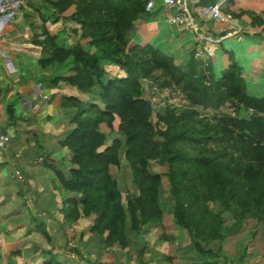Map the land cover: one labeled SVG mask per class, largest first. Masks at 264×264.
Listing matches in <instances>:
<instances>
[{
    "label": "trees",
    "instance_id": "obj_1",
    "mask_svg": "<svg viewBox=\"0 0 264 264\" xmlns=\"http://www.w3.org/2000/svg\"><path fill=\"white\" fill-rule=\"evenodd\" d=\"M216 1L203 0L197 6ZM148 2L41 0L35 5L29 1L43 22L41 32L30 42L42 50L37 58L39 71L27 67L24 79L50 88L63 82L95 96L64 98L76 107L70 121L74 127L61 141L75 165L69 175L50 163V154L43 156L44 163L54 169L61 186L74 193L64 198L65 219L72 223L95 215L89 230L102 235L107 248L138 246L144 228L159 226L166 213H171L175 224L191 237L184 249L194 253L188 264H224L229 261L224 260L222 249L212 244L226 240L245 219L264 224V95L248 91L244 64L234 50L223 48L229 62L216 64V70L212 58H198L195 51L186 61L176 63V56L160 47L131 42L129 34L137 21H153L156 15L147 9ZM72 5L75 12L64 15ZM245 13L253 25L264 26L262 14ZM24 15L28 20L29 13ZM63 18L77 24L72 28L75 41L53 33L46 25ZM34 28L30 23V29ZM55 64L53 74L45 75ZM142 79L178 88L189 104L168 105L155 113ZM227 104L234 106L235 113L222 111ZM241 109L248 117L240 114ZM7 115L14 123L13 103ZM117 118L124 137L109 142L101 125L113 129ZM121 150L135 187L126 201L112 169L122 165ZM152 161L167 166V172H153ZM165 176L169 180L167 200L162 198ZM225 212L234 218L233 225L225 224ZM37 229L50 242L45 225L39 223ZM161 237L166 239L168 234ZM138 250L142 256L144 249ZM43 252L47 255L43 264H66L58 253ZM245 256L244 252L239 256L240 263ZM160 260L173 263L170 255ZM89 264L108 263L95 260Z\"/></svg>",
    "mask_w": 264,
    "mask_h": 264
},
{
    "label": "crops",
    "instance_id": "obj_2",
    "mask_svg": "<svg viewBox=\"0 0 264 264\" xmlns=\"http://www.w3.org/2000/svg\"><path fill=\"white\" fill-rule=\"evenodd\" d=\"M201 1L203 0H191V3L196 2L194 7L196 6L201 24L204 25L206 22L205 27L203 26L204 30L211 31L210 33L217 36L223 35L229 28L215 33L213 29L217 30L218 25H212L209 30L213 20L205 11H208L210 5L197 6L196 4ZM238 1L228 0L224 6L226 4L234 6ZM243 1L250 2L252 0ZM24 3L25 0H9L0 10L2 26L0 48L3 51V54L0 52V264H43L47 258L43 251L47 250L58 253L66 264H89V261L94 262L95 260H101L108 264H164L165 261L161 262L160 259L165 253L159 254L158 252L162 245L156 246L157 229L155 227L157 226L144 228L145 239H143L144 242L139 240L138 246H135L134 243L133 246L124 249L115 244L107 248L104 237L89 230L95 215L82 217L71 223L65 219L64 212H61L60 205L64 206L63 197L73 196L74 193L65 190L61 186L60 180H56L54 169L44 162H39L38 159L40 156L50 154V163L61 169L67 176L70 169L75 167L72 162V153L67 147L61 145V141L74 127L70 121L76 113V107L72 106L71 102H65L64 98L66 96L79 97L83 93L67 84L62 88L63 82L54 88L43 84L38 85L32 80L26 81L25 75L20 74L22 71L26 72L28 65L21 63L23 60L21 61L17 54L21 52L31 54L29 52L31 43L22 45L17 43L20 46L15 45V51H11L12 47L6 41L12 40V36L20 34L24 23L22 13ZM12 9L16 10L14 22L10 14ZM150 11L153 12L152 14H156L152 18L153 21L139 20L143 23L138 22L139 32L135 33L134 41L142 44L151 43L160 47V43L164 41L160 43L153 41L161 38L163 35L161 25L166 23L173 47L184 46L177 53L176 58L182 57L183 61H186L199 45L194 33L185 25H178L170 20V15L174 14L175 10L168 8L163 0H157L156 5ZM253 11L259 13L256 10ZM231 13L238 17L235 12L231 11ZM146 35L148 40L143 43L142 40ZM243 37L245 38L243 39ZM243 37L242 39L237 38V40H251V46L260 43L258 39H254L248 34ZM230 38L234 37H226L217 43L207 44L205 48L203 47L207 57L213 59L214 65L219 63L216 56V51L219 48L234 50L237 59L242 63L243 57L241 55L238 57V54H242L241 45L238 46L240 49L238 51L237 46L233 43L227 46L223 44V41ZM177 40L181 42L177 43ZM245 49L247 50V47ZM249 50L251 51L252 47ZM255 52L261 57L260 52ZM223 63L225 64L224 60ZM33 71L36 70L33 69ZM252 71L254 72L253 68ZM243 75L251 76V74L245 73V69ZM31 84H36V86H31ZM40 93H42L41 96ZM10 103H13L15 108L14 123L8 119L7 115ZM65 161L68 162V165L62 164ZM17 170L21 171L24 179L17 175ZM48 176L50 181L52 180L51 188L45 182V178ZM35 221L37 224L34 226ZM38 223L47 228L50 242L37 229ZM163 226L167 228L165 217ZM161 232L163 233V230ZM165 233L168 234V231L165 230ZM171 237L169 235L163 239L160 236L159 239L172 241ZM139 248L144 249L142 256L139 252L137 254L135 252V249L138 251ZM184 249L181 247L179 252L186 253ZM153 252L155 253L152 255ZM179 252L178 254H180Z\"/></svg>",
    "mask_w": 264,
    "mask_h": 264
},
{
    "label": "rangeland",
    "instance_id": "obj_3",
    "mask_svg": "<svg viewBox=\"0 0 264 264\" xmlns=\"http://www.w3.org/2000/svg\"><path fill=\"white\" fill-rule=\"evenodd\" d=\"M29 1H32L35 3V5H38L41 3V0H25V3L23 5V19L24 23L20 30V34H17L15 36H12V40H7V44L12 47L11 51H15L14 47L20 46L24 43H31L30 41L33 39V35L36 33L41 32V26L43 25V22L41 18L39 17V13L35 10V8L31 7L29 4ZM256 10L259 13H261L264 16V0H252L250 2H244L243 0H239L236 2V5H228L226 4L223 9V13L226 15H231V11L235 12V14H240V16L235 17L231 15L230 22H216L213 20L212 24L209 26V30H211L212 25H218L217 30H215V33H219L220 31L224 29H231L235 27V25H241L243 27V32L240 34L234 36V38L226 39L223 41L224 46L231 45V43L235 44L238 48L239 45H241V52L242 54H238V57L240 55L243 57L242 63L244 64L245 73L251 76H244L247 80V87L248 91L251 93H257L259 95H264V26H254L252 25L251 19L248 17V15L245 13L246 10ZM76 7L75 5H72L65 13L64 15L69 16L73 12H75ZM29 13V19L26 20L24 13ZM208 12L207 10L205 13ZM47 13H51L49 10ZM15 17L12 18V21L14 22ZM26 21V22H25ZM34 23V25L37 28H34L30 30V23ZM215 21V22H214ZM139 21L134 25L133 29L131 30L129 34V38L131 42L134 41V35L138 31L139 32ZM140 24L143 22H139ZM47 27L51 29L53 33H58L61 37H67L70 42L75 41L77 39V34L72 31V28L77 26L76 23H74L69 18H63L59 22L55 23L53 20H49L46 23ZM206 25V22L204 25H202V31L206 32L204 30V27ZM176 26V25H175ZM204 26V27H203ZM161 28L163 29L162 36L159 40H154V43H160V48L168 53H171L175 56H178V52L180 49H182V45H179L178 47H173V44L171 42L170 33L168 29V26L166 23H163L161 25ZM211 32V31H210ZM209 32V33H210ZM213 34V33H211ZM249 35L250 37H253L254 39L259 40V44L255 46H251V42L244 40V41H238L237 38L242 39L243 36ZM243 35V36H242ZM213 36H216L213 34ZM262 36V38H260ZM245 37H243L244 39ZM148 40V36L146 35L145 38H143L142 42ZM18 41V42H17ZM177 43H180V40H177ZM20 42V43H19ZM20 45H18V44ZM144 43V42H143ZM222 44V46H223ZM29 52L31 54H27L26 52H21L17 54V57L21 59V63H24L28 65V67H33L35 69L36 73L37 70L40 69L39 65L37 64V58L40 57L41 53L39 48H37V45H34L33 43L30 44ZM247 47V50L244 51V49ZM252 47V50L250 51L249 48ZM178 49V50H177ZM253 49H256L253 51ZM177 50V51H176ZM196 50V49H195ZM238 51L240 49L238 48ZM258 51L261 54V57H259L258 53L255 52ZM20 52V51H18ZM175 53V54H174ZM217 53V59L219 63H223V60L225 61V65L228 64V54L221 50L220 48L216 51ZM225 54V55H224ZM224 56V59H223ZM209 57V56H208ZM207 53L201 56V58H208ZM237 57V56H236ZM183 61V58H177L176 63H181ZM248 62H250L248 64ZM38 66V67H37ZM216 70L217 66L215 65ZM57 68V64L53 66L52 69H48L45 73V75L53 74L54 70ZM254 69V72H251V69ZM218 72V71H217ZM121 73V72H119ZM142 84L145 87L148 95L151 97V100L154 103L155 113L157 111H160L161 109L167 107L168 105L175 106V107H182L184 105L189 104L188 101L184 98V94L176 87L170 86V87H160L156 82H154L152 79H142ZM33 82V81H32ZM62 88H64L66 85L65 83L61 84ZM60 85V87H61ZM98 89V87H97ZM45 95V94H44ZM81 99H94L95 96L92 95H82L79 96ZM222 111L228 112V113H235V108L233 105L227 104L222 108ZM240 114L244 117H248L249 113L245 111L244 109L240 110ZM154 121H157V116L155 114ZM119 118H117L114 122V128H109L106 124L101 125V130L104 131L108 135V141L110 142L115 137H124L119 129ZM123 150V149H122ZM121 150V161L122 165L120 168H117L115 166H112L114 175L121 183V186L124 190V200L126 201V198L129 193H134L135 187L132 183V177H131V170L129 168L128 162L125 158L124 151ZM44 162V161H43ZM63 165H68V162L65 161L62 163ZM150 169L153 172L158 173H166L167 172V166H163L157 161H152L150 163ZM55 173V171H54ZM17 177V176H16ZM55 177H57L55 173ZM56 180L58 181L59 178L57 177ZM52 181V180H51ZM51 181L49 179V176L45 178L46 184H48L51 188ZM54 184V183H53ZM55 185V184H54ZM56 187V186H55ZM62 189V187H61ZM162 198L167 200V195L169 193V180L165 176L163 177V188H162ZM63 197V201H64ZM65 203L64 206L60 205L61 212H64ZM65 214V212H64ZM223 217L225 219L226 225H233L234 218L232 215L228 212L223 213ZM67 223V222H66ZM37 224V221L34 222V226ZM39 224V223H38ZM165 225L167 228L160 224L159 226L155 227L157 229L156 231V246L158 247L160 244L162 245V248L159 247L160 250H158L159 254L164 255H170L171 258H173L172 264H188L190 261L189 258H191L194 253H184L182 254L179 252V249L181 247L185 248L191 243V237L189 234L178 227L173 218V214L166 213L165 215ZM37 226V225H36ZM163 228V229H162ZM163 230V233L165 230L168 231V236L171 235L172 241H162L160 236L163 235L161 232ZM154 231V228H153ZM152 231V232H153ZM167 234V233H166ZM144 236V235H143ZM175 237V238H174ZM180 238V239H179ZM142 240L145 238H141ZM141 240V241H142ZM144 242V240H143ZM164 242V243H163ZM221 244V246H220ZM214 247H220L222 249L224 260L229 262H224V264H264V224L257 221V219L249 218L245 219L238 227L237 230L233 233L228 235L227 239L222 242H215L212 244ZM134 250V249H133ZM136 254L139 252L137 249H135ZM178 252L180 254H178ZM245 253L244 260L240 263L238 260L239 256L242 253ZM155 252L152 253V255ZM154 257V256H153ZM158 264V263H156ZM166 264V262L164 263Z\"/></svg>",
    "mask_w": 264,
    "mask_h": 264
},
{
    "label": "built area",
    "instance_id": "obj_4",
    "mask_svg": "<svg viewBox=\"0 0 264 264\" xmlns=\"http://www.w3.org/2000/svg\"><path fill=\"white\" fill-rule=\"evenodd\" d=\"M163 1L168 8L175 10V13L170 15V20L174 22L175 24L185 25L186 27L190 28L191 31L196 36L197 42L199 43V45L196 48L194 55L198 58H201V56L205 54V51H204L205 45L207 44L211 45L213 43H217L226 37H234L240 34L243 30L242 29L243 27L241 25H235V27L226 31L223 35L213 36V34L207 31L206 32L202 31V28H201L202 24L200 22L196 6L194 7L196 2H193L192 4L191 0H163ZM227 1L228 0H218L217 2H215L214 4H211L208 7V16L210 17L211 20H215L217 22H230L231 21L230 20L231 15H226L223 13V6ZM7 2H9V0H0V10L3 8V5ZM156 2L157 0H149L147 9L149 11L152 10V8L156 5ZM15 3L18 4V2H15ZM15 12H16L15 9H12L10 11L11 18L15 17V14H16ZM1 33H2V26L0 23V41H1ZM37 48H39L40 53H41V50H42L41 46H37ZM0 52L1 53L3 52L2 48H0ZM203 59H206V58H203ZM20 74L25 75L26 72L22 71L20 72ZM31 86H36V84H31ZM41 95L42 93H40V96ZM38 160L39 162H43L44 157L40 156ZM16 173L21 179H24V176L21 173V171L17 170Z\"/></svg>",
    "mask_w": 264,
    "mask_h": 264
}]
</instances>
